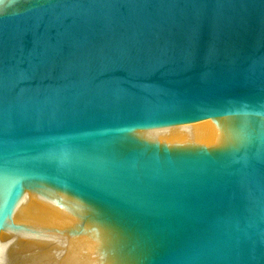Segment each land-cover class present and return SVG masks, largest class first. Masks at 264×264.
Masks as SVG:
<instances>
[{"label":"water","instance_id":"obj_1","mask_svg":"<svg viewBox=\"0 0 264 264\" xmlns=\"http://www.w3.org/2000/svg\"><path fill=\"white\" fill-rule=\"evenodd\" d=\"M0 264H264V0H0Z\"/></svg>","mask_w":264,"mask_h":264}]
</instances>
